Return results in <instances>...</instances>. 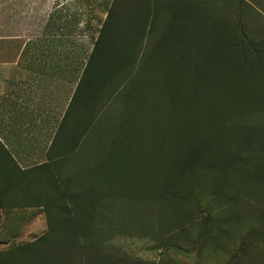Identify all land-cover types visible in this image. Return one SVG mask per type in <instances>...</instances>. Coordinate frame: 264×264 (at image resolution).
Wrapping results in <instances>:
<instances>
[{"label":"trees","instance_id":"trees-1","mask_svg":"<svg viewBox=\"0 0 264 264\" xmlns=\"http://www.w3.org/2000/svg\"><path fill=\"white\" fill-rule=\"evenodd\" d=\"M221 7L215 6L213 0H160L162 25L151 26L147 42L140 40L132 44L133 75L126 90L123 87L118 93L117 106L114 107L113 101L110 109L103 111L101 121L87 123L83 135L74 137L68 151L36 168L22 170L0 142V229L2 214L14 209L43 208L47 220L45 233L35 240L0 250V264H135L138 259L120 252L116 254L107 243L112 234L134 229L128 224L120 225L124 220L120 216L108 217V214L126 212L123 208L132 203H142L151 211L155 207L166 212L167 219L162 222L160 233L166 234L170 242L166 245L178 249L183 248L190 234L193 241L203 235L214 254L231 252L243 222L242 195L252 199L247 200L251 209L247 216L264 223V154L256 151L264 147V121L260 124L254 116L251 122L248 115L256 110L255 101H264V79L260 75L264 72V27L252 30L237 23L238 26L226 28L229 24L223 23L224 15L218 11ZM154 32L159 35L152 36ZM151 43H156L155 48L158 46L160 50L166 45L177 48L181 54L178 62L185 65L196 44V54L203 60L201 68L191 72L183 70L184 75L179 77L178 94L179 98L183 95V107L177 115L181 116L174 119L170 130L165 129L168 136L164 138L158 135L155 120H150L148 104L144 109L139 99V94L144 92L141 85L144 88L145 82L148 87L145 73L149 60H157ZM146 45L149 47L144 55ZM129 47L128 44V50ZM214 58L219 66L226 64L228 75L226 66L215 73L206 72L205 64L210 65ZM242 58L250 76L255 73L252 84L247 86L245 80L244 88L240 79ZM199 62L196 60L195 64ZM169 77L174 80L172 74ZM224 77H230L234 84L231 94L236 106L242 100L251 103H246L247 122L244 127L239 123L238 137L228 131L234 123L224 128L221 119L227 105L225 86L222 87ZM196 81L202 90L207 85L211 89L202 92L208 100L195 98L191 86ZM145 90L149 95V90ZM213 98L218 104L210 105L209 100ZM231 112L234 117L236 110ZM144 115L145 128L142 126ZM254 122L258 132L256 147L253 146ZM103 124L99 137L97 129ZM153 131L158 132L157 138H153L157 142L150 136ZM111 133L112 145L107 149L103 147V140L108 141ZM243 139L248 150L254 147L246 156V184L242 181ZM133 145L137 147L132 148ZM153 145L158 147L156 154L150 153ZM146 152L151 160L148 167L144 162L135 166L130 160L131 154ZM253 168L257 171L255 179L251 175ZM136 170L140 174L138 185L131 184ZM142 172L147 173L145 177H141ZM202 207L209 208L206 218L199 215ZM144 231L141 229L138 233L147 235ZM138 264L156 263L140 261Z\"/></svg>","mask_w":264,"mask_h":264},{"label":"crops","instance_id":"crops-1","mask_svg":"<svg viewBox=\"0 0 264 264\" xmlns=\"http://www.w3.org/2000/svg\"><path fill=\"white\" fill-rule=\"evenodd\" d=\"M159 3L115 0L87 20L85 0H61L47 6L44 32L35 26L25 41L20 15L0 9V142L22 170L68 151L117 106L133 75L131 44L162 25Z\"/></svg>","mask_w":264,"mask_h":264},{"label":"rangeland","instance_id":"rangeland-1","mask_svg":"<svg viewBox=\"0 0 264 264\" xmlns=\"http://www.w3.org/2000/svg\"><path fill=\"white\" fill-rule=\"evenodd\" d=\"M60 1L61 0H0V9H2L3 12L9 14V16L12 14L20 15V19L22 20V36L23 41H25L27 36L30 35V30L34 29L35 26H38V32H44L47 6L52 4L56 5ZM76 1L77 0H68L69 3H74ZM114 1L115 0H85L87 6V10L85 12L86 19L93 20L96 17H101L102 13L98 12V9L101 7L103 13H105V8H108ZM213 3L217 7L222 6V10L218 11L224 15L223 23H226V25L229 24L226 28H230L232 25L238 26L237 23L240 26H244L252 30L264 27V0H222V2L213 0ZM95 29L97 30L98 28ZM86 30L88 33L92 32V30H89V28ZM226 37H228V32H226ZM110 45V53H114L118 49L117 45L115 43H111ZM118 46H120V44H118ZM132 47L133 45L131 44V49ZM148 47L149 45H146L145 49L143 50L145 51L144 55L146 54ZM151 47L154 49L156 47V43H151ZM26 49L28 50V46ZM153 51V54L156 56L157 60H149V67L148 69L146 68L145 73V77H147L149 80L148 87L146 85L147 83L144 82V88H142V85L140 88L144 90V92L139 94V99L143 102L144 109H146L148 104V109L152 115L150 120H155L154 125L157 127L158 132H160V134L154 131L151 132L150 136L152 135V140L153 138H157V134L161 135V138H164L165 136L167 137L168 134L164 132L165 129L167 128V130H170L171 125L175 121L174 119L178 116H181L177 115L179 110L183 107V95H180L179 98L178 94V79L180 76L184 75L185 72H183V70H188V72H191L193 69L201 68L203 65V60L198 58L196 54L198 51V46L196 44L193 45L191 50V57L188 60V65H185V62L182 61L178 62V59L181 60V54L177 48L173 49L169 45H166L164 49L162 48V50H160V47L157 46V48H155ZM196 60H201V62L196 65ZM222 65L223 67L219 66L217 64V60L214 58L212 59V63L210 65L205 64V68L207 69L206 72L209 74L210 71L211 73H215V71L218 72V69L224 68L226 66V64ZM244 66L245 61L242 58L240 67L242 88L245 86V80H247V86L252 84L251 79L253 75H255L254 73L252 76H250L251 73L249 74L245 70ZM225 69L226 75H228L229 70H227V66ZM171 74L174 76L173 81L169 77ZM260 75L264 79V72H260ZM223 76H225V74ZM181 84L183 83H180V85ZM233 85L234 84L230 77H224V84L222 87L225 86V94L227 95L228 103L226 102V111L222 114L221 119L224 124V128L234 123L228 128V131L230 133L236 134L238 137L239 123L244 127L247 122L246 117L248 116L246 111V103H251L242 100V103H238L236 106L234 98L231 94V88ZM145 89L149 90V95H146L147 90ZM137 91L135 92L136 99L138 97ZM191 91L195 92V98H197V100L206 101L208 99L202 96V92H209L211 89H209L207 85V87L202 90V85L196 81V85L191 86ZM176 94L178 97L175 96ZM174 99H179L180 102L177 103V101H174ZM191 100L192 103H196L195 99L192 98ZM217 102L218 100L216 98L209 100L210 105L218 104ZM254 106H257L256 110H250L251 112L248 114L249 119L252 122L253 117L256 116L257 121L261 124V122L264 121V101H255ZM196 108H198V106ZM231 110H236V112H234V117H231ZM188 117L191 118L192 115L189 114ZM136 121L138 120L136 119ZM146 124L147 122L144 115L142 126L145 128ZM104 127L105 125L103 124L97 129L98 136L102 134ZM254 129L253 146L256 147L258 132L256 130L255 122ZM113 136L114 135L111 133L108 141L107 139L103 140V147L107 149L111 147L112 144L110 140L113 138ZM262 140L263 138L260 139L261 142ZM242 141V153L244 158L242 167V181L243 184H246V156L248 151L250 149L253 150L254 147L251 146L248 150L245 146L244 139ZM153 142L157 141L154 139ZM142 145H144V143L140 144V146ZM136 147L137 146L133 145L132 148ZM149 147H152V145H149ZM157 148L155 145H153L150 153L156 154ZM125 149V151H128L129 148L127 145H125ZM256 151H259L257 152L259 155L264 154V147H260L258 149L256 148ZM130 160L133 161L135 166H139L140 163L144 162L146 167H148L149 162H151L147 152L145 154H131ZM142 173L143 174L141 177H145L147 174L146 172ZM251 175L253 176V179L257 178L256 168L252 169ZM139 177V172L137 170L134 171L131 184H140ZM241 199L240 215L243 221L242 226L237 233L238 241L236 245H230L233 247V250L227 254L224 252H217V254L211 252L210 247L205 244V238L203 235L197 238L196 241H193L189 237V234L188 239H185L183 242V248L180 249L166 245V243L170 242L165 238L166 234L160 233V230L162 222L167 219V213L160 212L159 209H156L155 207H153L154 211L148 210L146 206L142 205V203H132V206L123 208L122 211L126 212L117 213L118 215L114 213L108 214V217L120 216L121 219H124L121 220L123 222L119 223L120 225L128 224L130 227L133 226L134 229L131 232L130 230L127 231L128 233L112 234L109 236L107 243L110 244L111 248L113 246V251H116V254L119 252L127 254L128 256L132 257V259H138L139 262L142 261V263L234 264L235 261H237L239 264L245 262H248V264H258L260 261H264V223L259 221V219L253 220L250 218V216H247L251 210L248 209V203L252 199L248 198L246 195H242ZM248 199L249 201H247ZM208 214V207H202L200 209V217L206 218ZM2 224L3 225L0 229V250H3L9 246L14 247L22 243L31 242L45 233L47 229V220L44 209L39 207L6 211L2 214ZM138 229H142L143 231L145 230L144 232L147 233V235L139 234ZM198 246L200 250L198 249ZM139 262L135 263L134 261L135 264H138Z\"/></svg>","mask_w":264,"mask_h":264}]
</instances>
